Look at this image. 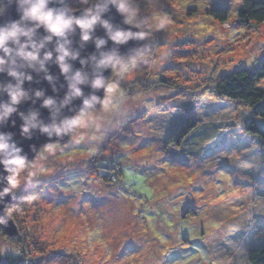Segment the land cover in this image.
Returning a JSON list of instances; mask_svg holds the SVG:
<instances>
[{
	"label": "rangeland",
	"instance_id": "374dc122",
	"mask_svg": "<svg viewBox=\"0 0 264 264\" xmlns=\"http://www.w3.org/2000/svg\"><path fill=\"white\" fill-rule=\"evenodd\" d=\"M83 2L73 0L68 9L87 10L97 1ZM240 3L147 0L141 17L134 7L139 23L162 35L160 44L138 26L129 4L132 25L152 38L145 49L154 55L152 76L197 92L215 66L252 65L264 45V24L232 26ZM215 8L228 10L227 24L206 14ZM123 68L112 71L103 104L76 115L65 142L43 146L9 174L12 202L5 212L17 235H0L1 261L23 245L26 264H248V251L264 243V148L242 131L249 113L200 92L170 97L167 111L157 110L149 92L122 97L110 81L118 84ZM170 113L197 122L181 148L164 147ZM107 160L106 174L121 167L120 181L104 182Z\"/></svg>",
	"mask_w": 264,
	"mask_h": 264
},
{
	"label": "water",
	"instance_id": "95a60500",
	"mask_svg": "<svg viewBox=\"0 0 264 264\" xmlns=\"http://www.w3.org/2000/svg\"><path fill=\"white\" fill-rule=\"evenodd\" d=\"M71 1L73 0H50L48 7L63 11L66 18L84 16L85 10L68 9ZM100 8L105 9L99 12L100 19L108 23L112 32L131 30L134 33H140L141 38L129 39L123 45L114 44L108 39L109 30L97 23L89 32L87 41L82 39L81 29L75 24L63 37L53 36L47 40L45 37L50 34L43 26H40L36 28L32 37V43L43 44V47L37 51L36 61L25 60L10 54L5 63L0 65V104H8L9 89L15 90L18 87L24 93L19 103L12 105L16 111L7 118L0 119V134L7 136L11 133L7 143L19 147L21 151L15 155L22 157L18 159L7 152L0 151V228L8 237L17 235L14 221L5 212L12 202L9 174L21 165L31 162L43 146L65 142L76 127V115L94 111L103 104L106 97V85L114 68L120 71L121 67L142 54L151 44L152 38L145 36L138 26L124 23L125 17L117 13L115 5L109 0L92 3L91 13L96 14ZM16 18L15 7H7L3 19ZM27 39L20 38L22 43ZM98 39L106 41L99 48L96 46ZM61 45L75 57H65L64 63L69 66L66 74L61 72L57 61L60 53L56 49ZM25 50L33 49L27 47ZM48 53L51 54L50 58L44 60V56ZM102 55H113L114 64L107 68L98 66ZM77 70L81 72L84 81L76 85L81 90L80 96H74L70 88L73 82L72 76ZM12 72L16 75H10ZM97 78L103 81V86L100 88L93 86ZM37 93L40 95L38 96ZM48 99L52 100V104L44 106V101ZM2 112L3 108L0 107V113ZM25 123L29 126V132L22 135L20 128ZM42 128H47L48 131L43 132ZM0 264H2L1 257Z\"/></svg>",
	"mask_w": 264,
	"mask_h": 264
},
{
	"label": "trees",
	"instance_id": "16d2710c",
	"mask_svg": "<svg viewBox=\"0 0 264 264\" xmlns=\"http://www.w3.org/2000/svg\"><path fill=\"white\" fill-rule=\"evenodd\" d=\"M91 2L98 0H90ZM129 2L130 9L133 10L134 7H138V13L142 14L144 9V3L147 0H123V2ZM79 3H84L83 0H79ZM70 5H75L72 2ZM76 9V7H70ZM146 9V8H145ZM208 11V12H207ZM206 14L213 19V21L220 23L222 25L228 22V10L222 8H215L207 10ZM189 12L188 14H190ZM138 17V26L140 28H147V32L152 33L155 43L160 44L162 42V35L156 31H151L148 26L144 23H139L140 17ZM264 24V0H241L240 8L235 15V19L232 22V26L244 27V28H257ZM246 35V34H245ZM160 41V42H159ZM145 52V51H144ZM142 53L138 58H134L130 63L123 66L120 79L117 82L111 80L110 82L116 83V85L121 87L122 97L123 95H134L147 93L156 95L157 103L155 109L166 110L164 107L167 104V99L177 98V99H187V98H198V93L200 92L207 95L210 99L217 102H227L234 106L235 109H241L249 113L247 116L242 131L251 140H254L260 148H264V127H259L257 125L258 121H263L264 124V89L260 88V84L264 81V45L260 49V57L255 60L252 65L247 68L235 67L233 69H219V67H213L211 74L207 76V84H198L196 89L199 88L201 91H188L185 87L180 86L178 80L175 78H165L160 75L152 76L153 67L155 64L154 55L150 54L146 50L145 54ZM173 58V56H172ZM119 71V70H118ZM165 71V70H162ZM132 73L131 80L126 79L125 75ZM125 79L129 82L125 83ZM109 82V83H110ZM164 90H170L172 93L170 95L162 92ZM185 90V91H182ZM151 92V93H150ZM139 96V95H138ZM173 109H177V105L173 106ZM172 110V112L174 111ZM176 112V111H175ZM173 114V113H170ZM143 118V117H142ZM171 120V121H170ZM170 120L167 122L169 124L166 133V142L164 147L172 145L177 148H181L184 140L187 136L192 133L195 128H197V122L191 118V116L185 117L181 116L176 118L175 114L170 115ZM164 123L166 121L163 120ZM163 125V124H162ZM166 125V124H165ZM170 128V130H169ZM118 133V132H117ZM116 133V134H117ZM118 136L120 134H117ZM101 153V152H100ZM99 164L106 159L104 154H97ZM103 158H105L103 160ZM102 160V161H101ZM105 164V174L106 171L112 170V162L106 161ZM118 165H116L117 167ZM116 174L109 172L106 175H102L104 182H110L116 176L115 180L120 181L122 179V169H113ZM117 183V181L115 182ZM15 200V198H14ZM15 202V201H14ZM13 207H9V212L13 216ZM0 235L4 236L5 233L0 229ZM19 242V241H17ZM18 251L11 253L8 256H4L2 264H26L24 259L25 247L23 245L18 246ZM248 264H264V243L257 245L252 248L247 253Z\"/></svg>",
	"mask_w": 264,
	"mask_h": 264
},
{
	"label": "clouds",
	"instance_id": "9594fccd",
	"mask_svg": "<svg viewBox=\"0 0 264 264\" xmlns=\"http://www.w3.org/2000/svg\"><path fill=\"white\" fill-rule=\"evenodd\" d=\"M110 3L115 5L117 13L124 16L125 24L135 23L131 16H134L135 10L132 11L131 16L127 15L129 12V2H123V0H109ZM50 0H0V65L5 63L6 58L10 54H14L29 61L37 60V51L43 44L32 43V37L35 34L36 28L43 26V28L50 34L45 37V39L50 40L53 36L63 37L66 31L72 30V26L75 24L81 29L82 39L87 41L89 39V32L93 27L100 23L108 31V39L114 44H126L129 39H140L141 34L134 33L131 30L126 31H115L112 32L109 29L107 22L100 19L99 12L104 11V8L98 9L96 14H92L90 9L85 10V15L79 18L65 17L63 11H58L56 9L48 7ZM15 7V12L17 14L16 19L4 20V13L7 7ZM32 26H28V25ZM28 38L25 42H21L20 38ZM106 41L104 39H98L96 41V46L99 48L100 45H104ZM27 47H31L32 51H26ZM60 55L57 57V61L61 68L62 73H68L69 66L64 63L65 57L75 58L68 50H66L62 45L56 49ZM50 53L44 56V60L50 58ZM115 62L113 55H102L101 59L98 61V66L107 68L113 65ZM43 66V61L40 62ZM10 75L15 76L16 73L12 72ZM72 83L70 88L74 96H80L81 90L76 87L77 84L83 83L82 75L79 70H77L72 76ZM93 86L100 88L103 86V81L97 78L93 82ZM24 95L23 92L17 87L15 90L9 89V100L8 104H0L3 108V112L0 113V119L7 118L11 113L15 112L16 109L12 105L19 103L20 98ZM39 96L40 93H37ZM52 104V100L48 99L44 101V106ZM87 104V101H85ZM35 127V125H32ZM43 132H47V128L41 129ZM21 134H27L29 132V126L27 123L21 125ZM11 133L7 136L0 134V151L9 153L10 156L22 159V157L15 155L19 153L21 149L16 147L14 144L7 143L10 139Z\"/></svg>",
	"mask_w": 264,
	"mask_h": 264
}]
</instances>
